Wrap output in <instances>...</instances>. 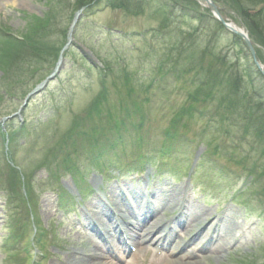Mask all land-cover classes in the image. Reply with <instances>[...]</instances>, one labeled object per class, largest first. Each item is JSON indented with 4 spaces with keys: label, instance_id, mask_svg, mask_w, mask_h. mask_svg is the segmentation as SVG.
Returning <instances> with one entry per match:
<instances>
[{
    "label": "rangeland",
    "instance_id": "obj_1",
    "mask_svg": "<svg viewBox=\"0 0 264 264\" xmlns=\"http://www.w3.org/2000/svg\"><path fill=\"white\" fill-rule=\"evenodd\" d=\"M92 0H0V42L4 39L5 41L7 40V37L3 34H6L4 32V29H7L11 37L16 36V37H22L21 40L25 42L28 45L23 44L21 47H18V43L11 45V49H9V52L1 51L0 49V83L2 86H0V111H11V109H14L18 107L20 104H22L21 101V96L20 94H23L27 92L28 90L32 89L33 86L38 82V79L43 78L49 71L53 69V60H45V55H43L42 60L40 61V55H33V53H39L45 49V44H48L51 42L53 44V40L58 42L59 44H63L66 41L65 38V30H67V27L70 23V20L72 19L73 13L75 11L76 6H83L87 3H89ZM116 1H121V0H114ZM137 1L142 2V4L145 2V6L142 8V12L140 14L134 15L132 13L128 14L124 12L123 10H108L106 8H103L102 6H99L96 8V10L93 12V15L88 19L90 23H85L81 22L79 24L78 30L75 32V38L72 37V40L74 41L75 44L79 45H84L85 52L89 59L94 62L97 61V57H95L93 54H95V51H101L103 52V49L100 46L95 45V39L93 40L94 36H96V33L98 32L95 29V26L93 25L96 23L97 25L100 26H109V28L114 27V28H122V29H139V30H146L148 28H154L157 27L156 30V35L153 36L152 34L150 35L149 33L146 35L145 39L143 40V46L142 50L143 51H149L152 46H157L158 50L159 47H162L164 50H168L166 47L170 46L169 41L173 39L174 36H176L180 41H184L182 44H185L188 47L189 53L187 54L188 57L190 58V55L193 56V58L189 59H183L180 62L182 63V66L184 68L190 69L191 74L195 75L196 71L198 69L191 68V66H197L198 68V63L199 60L198 58L202 60L203 68L209 67L211 69H216L215 72H217L218 76H221L224 74V68L219 62L211 63V59L209 55L205 54V57H201L199 54V49L202 46L201 42H197V35L198 33H187L184 35V38H181V29H188V27H193L194 25L186 21V24H184L181 20L179 21H167L163 15L161 14L160 10L158 11L157 8H155V2L152 0H123V3L127 5L128 9L130 10H135L141 8L140 3L137 5ZM165 1L169 6L175 5L178 8H185L186 6L192 8V10H197L202 13H204V17L206 16V9L202 5L204 4L201 0H162ZM235 0H216L215 4H220L227 6L230 11H232L235 16H238L236 13V10L234 9V3ZM257 1H263L264 0H257ZM122 2V1H121ZM238 3H243L247 6H249L250 2L245 1V0H240L237 1ZM202 4V5H201ZM217 4V5H218ZM205 6V5H204ZM251 6V5H250ZM229 13V12H228ZM229 17V16H228ZM254 22L247 20L244 21L242 20V25L245 27L247 26L248 28L252 29H246V32L249 31V33L254 34V39L257 40V47H255V51L257 52L258 59H261L264 61V11L261 12V14L255 18ZM239 20L241 18L239 17ZM159 27L160 28H173L174 32L170 34V38H164V39H157V35H159ZM222 33H227L226 31H222ZM196 35V36H194ZM205 35V34H202ZM45 37H48L49 39H45ZM156 38V40L154 39ZM201 37H199L200 39ZM175 39V38H174ZM19 40H17L18 42ZM43 41V42H42ZM32 43L30 46H34V48L38 49L40 44L43 49H39L38 51H30L27 50V46ZM45 43V44H44ZM3 44V43H2ZM101 44H106L108 47L107 41H101ZM1 45V43H0ZM58 45V44H57ZM193 46L191 49H189L190 46ZM89 47V48H88ZM122 48V46H120ZM166 48V49H165ZM17 49L19 52H17ZM92 49V50H91ZM162 50V51H164ZM198 50V51H197ZM13 52V53H12ZM77 51L73 50L70 52L72 57L74 58V61L77 59V66L79 64L78 60H81L80 54H75ZM166 52V51H165ZM12 53V54H11ZM9 54V55H7ZM32 54V55H30ZM6 56V57H4ZM16 56V57H15ZM153 58L156 59V54H152ZM197 58H196V57ZM8 58L13 60L9 63H7V60H4ZM76 58V59H75ZM84 60V58H83ZM214 60V59H213ZM52 62V64H50ZM71 62V61H70ZM68 63V67H70L71 63ZM25 63V64H24ZM95 64H100L98 61ZM139 64V63H138ZM8 65V66H7ZM14 66L20 67L21 69H24L25 72L22 71L20 74V71H17ZM74 69H79V67H75ZM34 67V68H31ZM64 67L60 65L59 69H63ZM9 68H12L10 70ZM14 68V69H13ZM201 68V67H200ZM199 68V69H200ZM54 71V70H53ZM214 72V74H215ZM68 75L66 74L64 78H66ZM115 79V78H113ZM189 80H192L189 78ZM114 81V80H113ZM111 80V82H113ZM128 79H120V84L117 86H123L124 89L122 92H128L126 95H115L114 96V91L112 89V83H109V101L115 100V103H109V105L104 106L103 104L100 105L99 107H95L93 105L92 107H88L89 102L88 101V89H84L87 87L88 83L85 82L84 79L81 78H74L71 82L67 83L70 85V87L73 88V91L75 92L74 95V101H73V112L70 111L69 109H60L57 114L52 118V122L45 123L43 124L40 122L39 124H36L38 121L36 120L38 117L41 119H44L46 116H49V113L51 112L50 109L45 108L44 106L41 107V105L36 102L35 98L32 97L30 101L27 103V107L24 109V115L28 119V123H32L29 128V131H32V128L34 124H36L37 128H39V133L36 135H39V140L37 141L36 138L32 139L35 137L34 135L32 138H29L25 136L24 138L21 139V142L19 143L20 147H27V148H19L20 151L18 150L17 154V159L13 161L19 163L20 165L22 163H28L31 161L35 167L39 164V162L43 161H53L51 160L53 157H51V154H56L60 153L63 145V139L65 138L66 132H69L70 130L74 129L76 127L75 122L80 121L82 125L85 127H89L94 123V120L97 123H100L99 120H105L108 115L111 116L112 120H117V116L120 117L125 116V110L129 108L130 104L133 101L131 97H129L130 93L129 90L132 89L131 87L135 86H130ZM187 83V82H185ZM185 83L179 82L177 84V88L179 89L180 86H182L181 91H185L186 88ZM0 84V85H1ZM189 88L190 89H196V84L194 82L189 83ZM184 85V86H183ZM261 91H264V88H260ZM132 94L136 95L134 91L132 90ZM184 94V93H183ZM17 95V96H16ZM78 95V96H77ZM13 96L20 98L18 100L17 98L14 99L11 103L8 105L7 100L11 99ZM118 99H117V97ZM111 97V98H110ZM45 95L41 94L37 97L38 99H43L44 100ZM173 98L169 103L172 104V106L168 105L167 107H164L162 105L159 106V104L156 106L154 113L151 115V120L152 123L151 126L152 128L155 129V133L151 134L153 136H157L158 132L160 130V126L163 127V123H158L157 120L161 117L163 118L165 116V113L167 117H171V115H175L176 111H173V108H176V106L181 105L180 98L177 97H170ZM13 100V99H12ZM91 100V99H90ZM2 101V102H1ZM4 101V102H3ZM43 102V101H42ZM41 102V103H42ZM118 102L122 105V109L115 108L118 105ZM20 103V104H19ZM140 105V101L137 102ZM101 104V103H99ZM143 106H146V104H142ZM8 107V108H7ZM96 109V110H95ZM131 110V109H130ZM124 112V113H123ZM35 116L31 117V114H35ZM128 113H131L128 111ZM173 113V114H172ZM18 121H21L22 119V113L18 114L16 116ZM9 119L5 120L8 121ZM44 121V120H43ZM27 123V124H28ZM110 127V126H109ZM195 127L188 128L187 130L191 132H195ZM182 130V129H179ZM197 130V129H196ZM119 132H122L120 130ZM160 134V133H159ZM195 134V133H194ZM128 139H130L129 135H126ZM26 139H30V141H25ZM226 137H221L220 140L222 141H230ZM159 140L161 141V135H159ZM87 142H91L90 140H84L77 142L76 144L79 146L81 145H87ZM168 144L171 146L174 145V141H168L166 140ZM229 144V143H228ZM30 148V153L28 154V149ZM135 148V147H131ZM18 149V148H15ZM238 153L240 154L241 151L238 150ZM195 155V154H194ZM48 159V160H47ZM27 161V162H26ZM44 164V163H43ZM11 167H16L10 160L3 161L0 163V171H10ZM230 168H232L230 166ZM39 177H41L42 174L45 175L44 172H42V169L38 170ZM37 172V174H38ZM183 172H180L182 174ZM260 174V172H258ZM42 175V177H44ZM219 175L216 173L215 178H218ZM10 179H13V176H9ZM66 179V178H62ZM264 177L260 179V182L263 183ZM203 183L207 187V192L211 195V190L214 189L216 190L215 192L217 193L216 195L225 192L224 190L219 191L218 188L216 189L215 183L213 179L207 180L203 179ZM35 184H30L32 187H36L33 190L32 195L37 196L36 202L30 201L29 199H25V206L29 204V208L22 205L20 206V212L21 216H25L27 214V217H30L29 214L34 213V206L35 209H39V215L38 217L41 218L43 227L46 228L47 230L50 228H54L56 231V239L63 240L67 236L63 235L62 230L64 228L58 229V222L57 219L59 216H61V211H58L56 213V216H53V203L50 202L48 206H44L43 204V199L46 197H51V193H47L50 188L47 185H44L41 183V181L35 179ZM18 186V187H17ZM26 186V185H25ZM16 194L20 196H29V192H25L24 189H27V187H23L18 183L16 185ZM24 188V189H22ZM15 189H13L14 191ZM41 190V191H40ZM15 192V191H14ZM24 192V193H23ZM34 192H36L34 194ZM18 196V195H17ZM35 196V197H36ZM195 196L202 198L203 194L197 193ZM248 196L247 193H245L244 197ZM29 198V197H27ZM249 199L254 200V197H249ZM46 201V200H45ZM4 202L2 201L0 203V236L5 235L4 233V224H5V218H3L4 215ZM23 206V207H22ZM212 210L215 208V204H212ZM255 211L261 210L262 207L255 204ZM219 211H216V213H213L214 216H220L221 215V209L222 207H218ZM43 211V212H42ZM47 214V215H45ZM63 217V216H62ZM244 217V215H243ZM54 218V219H52ZM32 218H29L28 220H31ZM62 220V222H61ZM60 223L66 225V220L60 218ZM57 224V225H56ZM46 225H49L48 227ZM36 227L38 225H35ZM32 232L34 231V226L33 224L28 226ZM250 232L247 233V236L249 238L247 243H242L239 246L235 247L230 253H224L225 255L219 259V261H216L211 255L207 257L208 263L207 264H264V215L262 220L255 219L254 225L251 226ZM33 235V234H32ZM32 235L27 238L30 240ZM255 237V238H254ZM50 243H47V251L48 253H51L49 257L43 258L41 257V260L44 259L43 263L48 264L49 261H52L54 258H56V253L62 254L64 253L62 248H55L52 249L49 247ZM208 255V254H207ZM247 261H244V260ZM248 262V263H247Z\"/></svg>",
    "mask_w": 264,
    "mask_h": 264
},
{
    "label": "bare ground",
    "instance_id": "obj_2",
    "mask_svg": "<svg viewBox=\"0 0 264 264\" xmlns=\"http://www.w3.org/2000/svg\"><path fill=\"white\" fill-rule=\"evenodd\" d=\"M203 1H205V0H203ZM231 25L234 28H237L234 24H231ZM262 68L264 70V65L263 64H262ZM73 156L74 155H72L71 158H73ZM171 194H172V192H171ZM171 194L170 195L168 194L166 197H164V200H167L169 198H171L170 200H173V199L175 200V197L171 196ZM91 199H92V201L94 203H98V207L95 210L97 213L96 214H92V215H97L98 213H102L105 210L113 211V205H110L107 202V200H103V198L99 197L100 202H97L96 198L94 197V195L92 196ZM186 201H188L186 198L179 197V198L176 199V202H177L176 205H179L180 206L179 208H182V210L184 211L185 209H183L184 206H182V204L186 203ZM186 211H188V210H186ZM228 211H229L228 217L231 219V221L226 223L225 229L222 232L223 235H222V237L219 238V243H217L216 245H213V249H214V253H215V258L214 259L216 261H219V259H221L225 255L224 253L222 254L221 250L233 240L232 234L236 230L240 229V225L238 224V222L236 220V213L233 212V211H230V210H228ZM81 214H85L87 216L91 215L89 212L88 213L85 212V210H84V212H81ZM189 214L187 212H185V214L183 216H189L188 217V219H189L190 217H195L196 218L200 214H203L202 217H201L202 221L212 219V216L210 215V213L205 208L201 207L200 205H196V204H193V205L189 206ZM83 221H85V220H83ZM168 223L163 227V229L161 231H159V233H164L165 235L168 233V231L166 232ZM156 227H158L157 223H154V222L146 223L145 224V231H144L145 235L150 237L151 234L157 229ZM162 237H163L162 235L158 234L157 240L159 241V239H160L162 241L163 240ZM64 254L66 256L65 262L67 264H78L80 261L88 260V259L84 258L86 253L82 252L81 248H78V247L71 248L69 251H65ZM219 254H221V255H219ZM244 261H247V260L245 259ZM88 262H89V260H88ZM89 264H102V263L100 261H97V262L90 261ZM105 264H106V262H105ZM164 264H181V263L174 261V262H166ZM186 264H194V263H186Z\"/></svg>",
    "mask_w": 264,
    "mask_h": 264
},
{
    "label": "trees",
    "instance_id": "obj_3",
    "mask_svg": "<svg viewBox=\"0 0 264 264\" xmlns=\"http://www.w3.org/2000/svg\"><path fill=\"white\" fill-rule=\"evenodd\" d=\"M237 1H240V0L234 1V3H233L234 7L238 11V13L241 14L244 21L250 20V21L254 22V20H256L255 18H257L258 16L254 17V16L248 14L247 13V7L248 6L246 7L245 4H243V3L240 4ZM245 1H249L250 2L249 5H253L255 2H257V0H245ZM210 24H211L210 21L206 20L207 27H209ZM212 72L213 71L211 68L204 70L203 75L205 76V78L203 80H201L199 83L203 84V86L208 85V87L210 88V92H212L211 94L216 95L217 96L216 98L218 99V101L219 102L223 101L227 110H232L233 115L235 114V116H237L238 115L237 112H240V110L243 108V104L247 100L246 95H244V93H243V90H244L243 86L240 85L238 82V86L235 89L236 93L233 94L231 92V90L228 89L229 87H231L232 79L228 76H224V77H222L221 84L216 83L217 76L213 75ZM210 80H212L211 84L209 83ZM231 97H233L235 100L240 102V104L238 103V105L235 106V104H233L231 101ZM253 133H254V137H256V139L258 140L257 145H261V147L264 148V119H262L259 122V124L256 125Z\"/></svg>",
    "mask_w": 264,
    "mask_h": 264
}]
</instances>
